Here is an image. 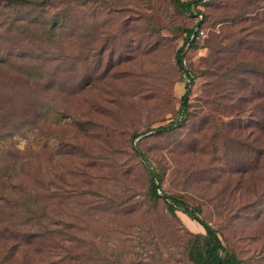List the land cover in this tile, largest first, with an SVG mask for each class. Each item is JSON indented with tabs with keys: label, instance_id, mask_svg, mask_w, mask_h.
Wrapping results in <instances>:
<instances>
[{
	"label": "rangeland",
	"instance_id": "374dc122",
	"mask_svg": "<svg viewBox=\"0 0 264 264\" xmlns=\"http://www.w3.org/2000/svg\"><path fill=\"white\" fill-rule=\"evenodd\" d=\"M0 1V264H193L204 229L150 197L132 144L159 195L264 264V0ZM198 21L186 114L155 132L178 116L175 52Z\"/></svg>",
	"mask_w": 264,
	"mask_h": 264
},
{
	"label": "trees",
	"instance_id": "16d2710c",
	"mask_svg": "<svg viewBox=\"0 0 264 264\" xmlns=\"http://www.w3.org/2000/svg\"><path fill=\"white\" fill-rule=\"evenodd\" d=\"M176 4H178L184 11L188 12L190 7L193 4H198L201 0H192L189 2H179L178 0H174ZM6 2L13 3L14 5L26 6L36 4L33 0H6ZM2 3L0 1V17L3 13L2 11ZM202 17L200 18V20ZM201 21H198L191 29L186 31L185 39L183 44L176 50L175 52V63L179 68L181 75L184 76L185 83V91L180 98L178 116L172 120L170 123L164 126H159L154 129L155 132L167 133L171 132L174 128L180 125L181 119L183 115L186 114L187 109V95H188V86L192 82V76L189 75L188 69L183 65V57L185 47L193 45L195 43L194 36L197 34V31L200 28ZM144 134V133H142ZM138 135H134L133 138H136ZM137 149V148H136ZM139 152V151H138ZM138 156L144 161L146 168L149 169V177H150V188L149 195L152 199L158 198L161 196L164 200L166 210L170 213H174L176 210L182 211L187 215L188 218L197 222L205 231L204 235L196 234L194 235V239L192 244L188 248L187 257L189 261L193 264H239L234 253L229 252L225 247L222 246L218 237L216 236L215 231L197 215V209L190 207L183 200L172 196L167 195L165 193L158 194L160 190L159 183L160 177L159 174L152 167L151 163L148 159L142 154L138 153Z\"/></svg>",
	"mask_w": 264,
	"mask_h": 264
},
{
	"label": "built area",
	"instance_id": "2783aa9c",
	"mask_svg": "<svg viewBox=\"0 0 264 264\" xmlns=\"http://www.w3.org/2000/svg\"><path fill=\"white\" fill-rule=\"evenodd\" d=\"M203 36H204V34H203L202 30L199 29L197 31V34L194 36V39L197 40L198 38L203 37Z\"/></svg>",
	"mask_w": 264,
	"mask_h": 264
},
{
	"label": "water",
	"instance_id": "95a60500",
	"mask_svg": "<svg viewBox=\"0 0 264 264\" xmlns=\"http://www.w3.org/2000/svg\"><path fill=\"white\" fill-rule=\"evenodd\" d=\"M132 147H133L134 151L138 154L139 152H138V150L136 149V147H135L134 144H132Z\"/></svg>",
	"mask_w": 264,
	"mask_h": 264
}]
</instances>
